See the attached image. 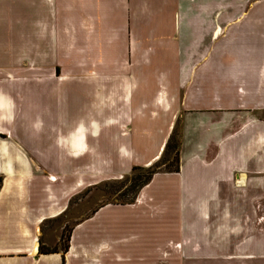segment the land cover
Instances as JSON below:
<instances>
[{"label":"crops","instance_id":"0c3cea01","mask_svg":"<svg viewBox=\"0 0 264 264\" xmlns=\"http://www.w3.org/2000/svg\"><path fill=\"white\" fill-rule=\"evenodd\" d=\"M263 114L264 0H0V264H264ZM176 118L178 172L38 254L66 197L160 159Z\"/></svg>","mask_w":264,"mask_h":264},{"label":"rangeland","instance_id":"374dc122","mask_svg":"<svg viewBox=\"0 0 264 264\" xmlns=\"http://www.w3.org/2000/svg\"><path fill=\"white\" fill-rule=\"evenodd\" d=\"M60 72V69L58 70V74ZM58 88H62V86H58ZM100 104L103 105V101L100 102ZM262 119H264V114L261 116ZM175 125L173 126V140L170 142L169 148L166 149L165 153L162 156L161 162L168 163V168L172 169V160L175 155V151L173 149V145L177 142L179 143L180 138V118H176L174 121ZM152 145L157 144V138H156V132L153 134L151 139ZM167 142V141H166ZM36 160V159H35ZM76 167H78L80 170L83 168L86 169L85 165L79 164ZM90 169L91 174H97L98 176H103L105 172H103V169H106V175H113V173L109 170H112V166H102L98 164H91ZM1 170L5 171L6 166L1 165ZM35 171L38 173H48V171L51 168H57L56 166H44L37 164L34 166ZM166 168L164 166H161V170H165ZM55 172V170H52ZM118 171V170H117ZM130 175V172L122 177L116 178V179H107L105 181L97 183V185H93L70 199L66 197V200H64V206L65 211L64 213L58 217L57 219L52 220H46L41 223V225L38 227L37 232L41 237L47 241L49 247H46L48 249H56L55 247H50L53 245V243L56 241L58 237H60L59 240V247L61 249L65 246V238L68 229L72 226L73 223L79 221L83 217H86L89 215L94 209H97L99 206L106 204V203H112V204H125L133 195V192L131 189H129V182L125 180L126 176ZM0 188H1V176H0ZM7 190V186L5 188V191ZM264 212H260L259 217L256 219V221L259 224H262L264 221ZM63 228H65V231H63ZM65 232V234L63 233ZM199 264H209L208 261H199Z\"/></svg>","mask_w":264,"mask_h":264},{"label":"trees","instance_id":"16d2710c","mask_svg":"<svg viewBox=\"0 0 264 264\" xmlns=\"http://www.w3.org/2000/svg\"><path fill=\"white\" fill-rule=\"evenodd\" d=\"M173 140V132H171L167 143L164 147L163 154L165 153L166 149L169 148L170 142ZM179 145L180 143L177 142V144L175 143L172 147L175 151V155L174 158L172 160V169H170V167L168 168V163H162L161 159L156 160L155 162H153L150 166L148 167H132L131 171H130V175L126 176L125 180L126 182H129V189H131V191L133 192L132 197L125 203V204H131L135 201L137 193L139 191V189H141L143 186H145L146 184L149 183V181L151 180L152 176L155 173L164 171V172H178L179 170ZM161 166H164L166 169L165 170H161ZM63 231H65V228H63ZM70 231V228L67 231L66 234V238H65V246L62 250H66L67 249V240H68V233ZM65 234V232H63ZM56 251L55 248L53 249H48L45 246L42 245L41 240L39 239V245H38V254H49V253H54Z\"/></svg>","mask_w":264,"mask_h":264}]
</instances>
